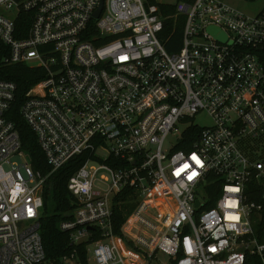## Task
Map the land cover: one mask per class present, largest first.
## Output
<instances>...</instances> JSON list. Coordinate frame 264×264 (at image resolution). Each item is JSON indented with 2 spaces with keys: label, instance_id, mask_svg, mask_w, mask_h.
I'll list each match as a JSON object with an SVG mask.
<instances>
[{
  "label": "built area",
  "instance_id": "2783aa9c",
  "mask_svg": "<svg viewBox=\"0 0 264 264\" xmlns=\"http://www.w3.org/2000/svg\"><path fill=\"white\" fill-rule=\"evenodd\" d=\"M243 1L262 3L103 0L94 16L101 0H0V63L44 71L19 114L50 167L35 170L21 148L7 116L16 84L0 78V264H53L43 189L82 154L67 181L73 208L59 227L74 249L62 264H75L78 245L87 264H162L158 253L168 264H244L246 253L264 264L262 205L247 195L254 182L264 200V0ZM170 7L183 18L174 52L160 39ZM202 111L211 125L194 123ZM123 189L136 204L119 235L112 198Z\"/></svg>",
  "mask_w": 264,
  "mask_h": 264
},
{
  "label": "trees",
  "instance_id": "16d2710c",
  "mask_svg": "<svg viewBox=\"0 0 264 264\" xmlns=\"http://www.w3.org/2000/svg\"><path fill=\"white\" fill-rule=\"evenodd\" d=\"M163 30L160 35L161 43L169 52H174L181 45L182 17H174L173 8L163 9ZM44 71L38 67H30L25 63L1 64L0 78L13 81L16 84L15 98L7 113L8 118L14 123L18 132L21 148L28 153L30 162L35 170L45 174L49 172L44 155L36 140V136L19 114V107L25 97V93L38 81L44 78ZM198 128L189 129L187 135H196ZM178 148L188 149L187 144H181ZM86 154L78 155L67 161L61 168L52 172L43 189V205L40 212V236L45 257L53 264H62L61 258L69 256L74 247L70 244L67 232L60 230V223L68 218L73 208V198L67 190L69 176L82 164ZM211 178L219 183L215 176ZM247 195L249 201L261 203L258 211L260 219L253 225L254 234L259 241H264V200L259 195V188L255 183L248 184ZM217 189L211 194L210 201L205 208L213 206L218 195ZM135 191L123 189L112 198V228L115 233L121 235L120 226L136 204ZM257 217L256 214L253 218ZM75 264H87V256L82 245L75 247ZM244 264H261L257 256L246 253Z\"/></svg>",
  "mask_w": 264,
  "mask_h": 264
},
{
  "label": "rangeland",
  "instance_id": "374dc122",
  "mask_svg": "<svg viewBox=\"0 0 264 264\" xmlns=\"http://www.w3.org/2000/svg\"><path fill=\"white\" fill-rule=\"evenodd\" d=\"M169 2H173V0H167ZM231 4H233L236 7L242 8L245 11H253L255 10L261 3L262 1L258 3H253L250 1H243V0H228ZM194 123H196L200 127H205L211 125L212 121L211 118L205 113V112H198L194 118H193ZM260 217H254V220H259ZM157 259L162 263V264H168V257L158 253L156 254ZM91 264V262H89Z\"/></svg>",
  "mask_w": 264,
  "mask_h": 264
},
{
  "label": "water",
  "instance_id": "95a60500",
  "mask_svg": "<svg viewBox=\"0 0 264 264\" xmlns=\"http://www.w3.org/2000/svg\"><path fill=\"white\" fill-rule=\"evenodd\" d=\"M102 1H103V0H101V2H100V6H99V8L94 12V16H98V14H99V12H100V9H101V6H102ZM208 30H209L211 33H215V32L217 31V29H216L215 27H209ZM217 37H218L219 39H221V40L224 39V35H223V34H218ZM197 204H198V201L196 200L195 205H197ZM153 264H159V263H158V262H154Z\"/></svg>",
  "mask_w": 264,
  "mask_h": 264
},
{
  "label": "snow or ice",
  "instance_id": "6c2138e0",
  "mask_svg": "<svg viewBox=\"0 0 264 264\" xmlns=\"http://www.w3.org/2000/svg\"><path fill=\"white\" fill-rule=\"evenodd\" d=\"M187 167H188V165H185V168H187ZM181 171H183V169Z\"/></svg>",
  "mask_w": 264,
  "mask_h": 264
}]
</instances>
